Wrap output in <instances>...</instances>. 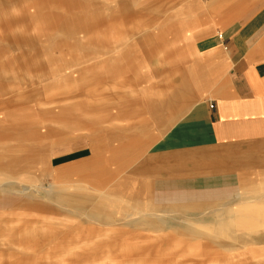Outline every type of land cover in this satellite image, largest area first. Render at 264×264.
<instances>
[{"label":"rangeland","instance_id":"obj_1","mask_svg":"<svg viewBox=\"0 0 264 264\" xmlns=\"http://www.w3.org/2000/svg\"><path fill=\"white\" fill-rule=\"evenodd\" d=\"M163 1L0 0V264H264V230L229 237L225 219L210 228L206 213L225 217L249 200L246 179L264 166L223 148L257 142L197 148L177 122L199 93L182 116L154 122L146 143L150 130L113 131L131 115L152 123L145 103L194 76L195 40L229 14L196 5L185 18L193 0ZM263 4L238 0L222 11L234 19ZM163 142L188 167L167 170ZM209 152L213 167L199 169Z\"/></svg>","mask_w":264,"mask_h":264},{"label":"crops","instance_id":"obj_2","mask_svg":"<svg viewBox=\"0 0 264 264\" xmlns=\"http://www.w3.org/2000/svg\"><path fill=\"white\" fill-rule=\"evenodd\" d=\"M237 1L210 0L200 4L199 0H193L192 6L188 5L183 9L182 16L185 18L194 16L196 5L205 15L229 14L220 21L218 30L210 31L195 40L194 54L201 58L193 66L196 70L194 76H191L185 84L181 81L173 90L158 91L159 96L161 94L158 102L149 98V102L145 103L146 109L151 114L152 123L147 118L127 116L124 120L121 119L126 123L119 126L116 124L118 128L115 127L113 130L115 133H123L125 130H150L151 134L150 127L154 122L163 127L167 121L182 116V112L177 111H182L185 105L199 93L201 99L197 100V107L190 110L185 120L179 119L177 122L179 127L182 126V130L195 133L196 147L211 149V146H241L257 142L249 150L233 152L228 146L223 148V152L225 154L230 152L241 164L249 166L256 163L264 166V4L255 10H251L250 7L238 10L236 14L238 17L231 19L235 12L222 10ZM151 7L153 4L146 6L148 10H152ZM204 98L208 100L207 107L203 105ZM210 104H213V107H210ZM152 136L151 134V137L144 142L150 141ZM141 143L142 146L143 139ZM165 144L167 143L161 144L165 150L157 154L164 167L167 170H171L172 165L182 164V169L188 167L185 164L187 157L184 158L178 149H171ZM58 154H54L53 158ZM153 156L146 157L134 167V170H140L143 164L147 165L145 161ZM215 157L217 155L214 156L213 152H209L208 155H204V161L203 155L200 156V161L196 165L199 169H203V164L213 167ZM63 165L65 164L57 165L56 168ZM252 172L256 176L248 177L245 184L249 200L242 201L240 207L233 212L227 209L225 217L219 216L220 209L206 212L210 213V228L219 221L222 222L224 218L225 222L222 223L226 225L229 237L232 235L231 229L234 228L248 229L252 232L264 230V168ZM198 209L195 207V210Z\"/></svg>","mask_w":264,"mask_h":264},{"label":"bare ground","instance_id":"obj_3","mask_svg":"<svg viewBox=\"0 0 264 264\" xmlns=\"http://www.w3.org/2000/svg\"><path fill=\"white\" fill-rule=\"evenodd\" d=\"M139 133H140V132H139ZM26 189H28V188H26ZM19 191H21V190H19ZM114 191H116V194H115V193H110V192L106 193L107 197H108V198H111V197H114V195L117 196V190H114ZM50 198H51V199H54V201H57V200H56L53 196H51V195H50ZM79 203H80V202H79ZM122 203H123V202H122ZM129 203H130V205L133 204L131 201H129ZM80 204H81V203H80ZM88 217L91 218V219H96L95 216H94L93 214L88 215ZM220 228H221V227H220ZM223 229H224V228H223ZM223 229L217 230L218 234H220V235H224L225 230H223Z\"/></svg>","mask_w":264,"mask_h":264},{"label":"built area","instance_id":"obj_4","mask_svg":"<svg viewBox=\"0 0 264 264\" xmlns=\"http://www.w3.org/2000/svg\"><path fill=\"white\" fill-rule=\"evenodd\" d=\"M210 107H213V104H210Z\"/></svg>","mask_w":264,"mask_h":264}]
</instances>
